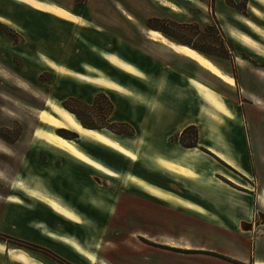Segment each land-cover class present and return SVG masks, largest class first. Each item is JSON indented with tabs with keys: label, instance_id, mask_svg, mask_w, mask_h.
I'll list each match as a JSON object with an SVG mask.
<instances>
[{
	"label": "rangeland",
	"instance_id": "1",
	"mask_svg": "<svg viewBox=\"0 0 264 264\" xmlns=\"http://www.w3.org/2000/svg\"><path fill=\"white\" fill-rule=\"evenodd\" d=\"M174 1L184 14L158 0H0V224L7 218L6 230L19 232L25 227L18 220H26L31 236L0 232L6 248L21 247L46 264H147L148 249L166 243L216 245L214 237H195L192 212L164 200L204 211L193 201L232 200L227 190L250 188L264 203V179L253 163L264 142V0ZM146 28L202 52L233 74L236 85L149 39ZM106 54L138 70L119 67ZM87 76L124 87L104 88ZM191 76L210 81L222 106L193 81L202 100ZM57 106L137 158L39 120L41 109L59 118ZM52 129L75 139L102 168L53 146ZM55 200L66 212L51 207ZM259 225L242 224L253 231ZM0 254V264H9L6 251Z\"/></svg>",
	"mask_w": 264,
	"mask_h": 264
},
{
	"label": "crops",
	"instance_id": "2",
	"mask_svg": "<svg viewBox=\"0 0 264 264\" xmlns=\"http://www.w3.org/2000/svg\"><path fill=\"white\" fill-rule=\"evenodd\" d=\"M158 1L163 7H165L170 12L178 14L176 13V11L173 12L174 10L162 4L160 0ZM191 4H194V3H191ZM126 12L128 11L126 10ZM129 14L132 15L131 13ZM129 18L132 19L131 17ZM152 30L157 31V29H152ZM149 39L156 41V42H160L158 39H152V38H149ZM114 55H117L120 58H122L118 54H114ZM188 57L191 58L196 63H198L203 68H205L206 70H208L213 75L217 76L216 74L211 72L206 66L201 64L199 61L195 60L191 56H188ZM122 59L125 60L124 58ZM130 64L134 65L133 63H130ZM134 67L136 68V70H138V68L135 65ZM217 77L220 78L219 76ZM104 78L109 79L116 84L119 83L122 86V88L124 87L122 83L112 78H108V77H104ZM220 79L223 80L222 78ZM193 81L197 85V87L205 91L204 93L206 94V97H210V95L208 94V91L205 89V87L202 86L203 84L213 87L217 91L218 95L219 94L221 95V98L223 100V97L220 91H218V89L210 81L204 78L191 76L190 83L196 89V91L201 95L202 100L203 98L205 99V96H204L205 94L196 88V86L193 84ZM223 81L226 82L225 80ZM189 124L190 123H187L186 125L183 126V128H185ZM262 143L263 144L260 146V151L255 152V153H258V158L263 157L262 155H264V142ZM210 149L213 151V148H210ZM213 152L211 153L213 154ZM216 154L218 155V153ZM218 156L216 157L219 158ZM190 157L194 158V156H189V157L185 156L183 158L192 160V158ZM258 158H255L253 163L254 165H258V168H260L259 169L260 172L258 171V173H260V177L264 179V168H262L263 166L258 161ZM259 164H261V167H259ZM236 190L238 189L231 188V190H227L228 192L232 194V196H236V198L232 200L231 198L233 197H231L228 200L222 198L220 200L212 199L211 201H206V200H201V199L197 201H193L197 203L198 205L202 206L204 211H199V210H195L192 208H188L182 204H178V203L163 199L164 201L172 203L173 205L185 211L192 212L193 214H190V215L193 217V222H195V225L193 227L195 237H199V236L203 238H210V237L213 238L214 237L216 241V245L206 246L204 245V243H202V244L190 245V246L188 245L171 246L166 243V245L162 248L155 247V248L148 249V253H147L148 263L147 264H256L257 262L264 263V218H263L264 203L261 201L259 202L260 204H258V200H257L258 193L257 191L255 192L256 189L251 190L250 188H247L245 190H238L239 192H236ZM262 191H263L262 193L264 194V188H262ZM9 200L20 202L17 197H13V196L10 197ZM260 213H262L263 216H261ZM8 218L10 220V217ZM262 218L263 220L261 221V225H259L258 228L254 231L244 229V227L242 226L244 222H259L260 223V220ZM3 220L5 223L3 225L0 224L1 233L6 234V235H14L18 238H23V239L31 237L27 231L28 227L24 224L26 220H23V221L18 220V222L22 223V225L25 227V230L22 229L21 231L20 229L19 232L18 231L12 232L10 230L9 231L6 230L8 219L6 218L5 220L3 218ZM45 235L48 236V234H45ZM50 235L54 236L53 234H50ZM76 246L78 250L81 253L85 254L87 258L91 261V258L88 257V254L84 252L81 249V247H79L78 245ZM4 251H6L7 253V257H8L7 260L9 264H11V262H14L15 264H46L40 259L32 256L30 253L27 252V250L21 247L6 248L5 241H2L0 239V252L4 253Z\"/></svg>",
	"mask_w": 264,
	"mask_h": 264
},
{
	"label": "bare ground",
	"instance_id": "3",
	"mask_svg": "<svg viewBox=\"0 0 264 264\" xmlns=\"http://www.w3.org/2000/svg\"><path fill=\"white\" fill-rule=\"evenodd\" d=\"M24 1H26V0H24ZM186 1L191 2V3H196L197 0H186ZM160 2L162 4H164L165 6L169 7L170 9L176 11V12L184 14L183 8L180 5H178L176 2H174L173 0H160ZM38 5L40 8H43L41 3L38 2ZM52 8L54 9L55 12H58L60 15L65 17V19L67 18L69 20H78L77 17H74L72 15L67 14L62 9H59L56 7H52ZM144 32L149 38L158 39L161 42V44H163L164 46L170 47L171 49H173V50H175L181 54L191 56L192 58L199 61L201 64L206 66L211 72H213L214 74H216L217 76H219L220 78H222L223 80L228 82L229 84L236 85V80H235L234 75H232L231 73L222 69L219 65H217L214 61H212L210 58H208L202 52L172 39L171 37H169L168 35H166L163 32L155 31V30H152L150 28L144 29ZM105 56L109 59V61L117 63V65L119 67H122V68L127 69V70L131 69V70L137 71L136 68L134 67V65L126 62L125 60H123L122 58H120L117 55L106 54ZM86 78H87V80L94 81L97 85L102 86L104 88H109V89H113V90L122 88V86L119 83L116 84L113 81L104 78L103 76L94 77V78L87 76ZM202 86L205 87V89L208 91V94L210 95L209 99L211 100V103H213V105H215L216 107H219L221 104H220V100H218L219 95H218L217 91L209 85L203 84ZM47 105H55L56 106L55 102L51 99H47ZM56 110H57V115L59 116V118L54 116L53 114H51L46 109H41L38 112L39 120L45 124H48L49 126L55 128V129H70L74 132L79 133L81 137H88V136L92 137V138H94V139H96V140H98V141H100V142H102L108 146L113 147L116 150L123 152L126 156H128L132 159L137 158V154L132 149L125 146L121 141L116 140L112 136L106 134L101 129H91V128L84 127L78 121V119L76 118V116L73 112H71L65 108H62L61 106H57ZM47 138H48V141L53 146L68 152L70 155L77 158L78 160H80L84 163L96 166L98 168H102L101 163L96 161L90 154L83 151L78 146L75 139H70V138H67L65 136H62L61 134H59V132L56 133V131L54 129L49 131ZM213 151L218 153V155L222 159H224L226 162H228L229 164H231L234 167L241 170V168L236 163V161H234L231 157L227 156L226 153L222 152L221 150H217L215 148H213ZM190 156H192V155H190ZM50 205L56 211H61V212L65 211L66 212L65 207L61 204V202L59 200L52 201L50 203ZM246 223H248V222H244V225ZM169 245L176 246L175 244H171V243H169ZM92 260L94 263L98 261L96 256L92 257ZM98 264H106V263L103 261H99ZM256 264H264V263L263 262H257Z\"/></svg>",
	"mask_w": 264,
	"mask_h": 264
},
{
	"label": "trees",
	"instance_id": "4",
	"mask_svg": "<svg viewBox=\"0 0 264 264\" xmlns=\"http://www.w3.org/2000/svg\"><path fill=\"white\" fill-rule=\"evenodd\" d=\"M166 33V32H165ZM190 147H192V146H190ZM194 147V146H193ZM3 236H6V237H8V235H6V234H3ZM28 243H30V242H27V241H23V244H21V245H23V246H26ZM30 244H32V243H30ZM33 246H34V244H32Z\"/></svg>",
	"mask_w": 264,
	"mask_h": 264
},
{
	"label": "water",
	"instance_id": "5",
	"mask_svg": "<svg viewBox=\"0 0 264 264\" xmlns=\"http://www.w3.org/2000/svg\"><path fill=\"white\" fill-rule=\"evenodd\" d=\"M261 214V216H263V214L262 213H260ZM264 217V216H263ZM258 225L260 224L259 222H256ZM244 224V223H243Z\"/></svg>",
	"mask_w": 264,
	"mask_h": 264
}]
</instances>
